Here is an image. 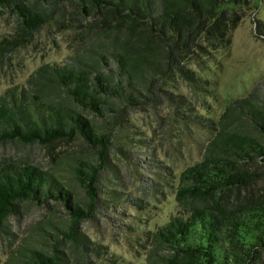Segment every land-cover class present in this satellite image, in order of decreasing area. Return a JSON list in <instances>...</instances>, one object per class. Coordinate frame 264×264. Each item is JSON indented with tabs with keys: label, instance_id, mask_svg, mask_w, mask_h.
<instances>
[{
	"label": "trees",
	"instance_id": "obj_1",
	"mask_svg": "<svg viewBox=\"0 0 264 264\" xmlns=\"http://www.w3.org/2000/svg\"><path fill=\"white\" fill-rule=\"evenodd\" d=\"M246 4L0 0V16L13 21L11 37L2 38L0 50L20 39L63 32L72 46L60 61L40 63L22 83L0 92V149L34 145L52 155L59 144H81L91 153L65 161L67 181L55 169L24 158L28 151L0 158V233L21 201L55 199L66 209L65 228L52 234L41 228V243L49 249L29 247L27 264H61L59 247L66 241L83 264H98L94 257L112 261L79 229L82 222H104L126 237H139V215L127 224L121 221L128 207L143 211L145 203L118 188L111 159L119 153L129 164L149 168L150 159L127 148L125 131L130 115L154 111L162 102L180 119L215 134L202 158L180 172L175 212L153 230H140L150 253L159 257L152 264H264L263 82L225 106L218 128L210 119L180 112L178 104L186 100L171 92L178 83L194 93L213 92L210 67L217 52H227ZM256 30L264 36V27ZM154 175L141 185H158L160 174ZM68 180L81 190L80 198H73ZM259 181L261 188H253Z\"/></svg>",
	"mask_w": 264,
	"mask_h": 264
},
{
	"label": "rangeland",
	"instance_id": "obj_2",
	"mask_svg": "<svg viewBox=\"0 0 264 264\" xmlns=\"http://www.w3.org/2000/svg\"><path fill=\"white\" fill-rule=\"evenodd\" d=\"M243 12V18L231 31L227 52H217L215 63L210 67V73L216 80L213 92L194 93L180 83L171 91L173 95L181 94L186 100L178 104L180 112L210 119L215 128H218V118L231 100L245 97L258 82H263L259 98L264 92V36L256 32L257 27H264V0H248ZM12 26L11 16H0V42L3 37H11ZM68 34L36 35L20 39L8 49L0 50V92L7 86L22 83L40 63L63 59L72 49ZM125 132L128 136L127 148L151 161L149 168L145 169L141 165L129 164L119 153H116L119 158L111 159L116 165L117 182L120 183L118 188L141 198L146 207L143 211L128 207L127 215L122 217L121 222L127 224L135 215H139L135 226L140 230H153L175 212L174 194L179 174L186 166L202 158L215 130L180 119L162 102L154 111L148 109L130 115ZM26 151L29 153L24 158L38 162L45 168L55 169L66 181L68 167L65 161L76 156L91 155L81 144H59L51 152L52 155H47L34 145L29 148L8 146L0 149V158H19ZM154 173L160 174L159 184L155 187L142 186L141 182L146 183V178H156ZM68 182L73 198H80L81 190L70 180ZM261 186L262 181H259L253 188L260 189ZM65 213V207L55 199H49L48 204L21 201L16 217H10L6 221L5 231L0 233V264H27L29 247L48 250L41 243L44 235L41 228L51 234L57 232V228L64 229L68 221ZM79 229L92 245L97 243L102 246L101 249L112 260L94 257L98 264H152V258L159 260L150 253V244L140 230L135 234L138 233L137 238L134 235L126 237L104 222L95 225L82 222ZM59 248L64 258L61 264H83L80 255L68 241Z\"/></svg>",
	"mask_w": 264,
	"mask_h": 264
}]
</instances>
